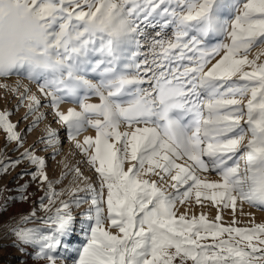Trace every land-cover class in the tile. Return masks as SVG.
I'll return each mask as SVG.
<instances>
[{
  "label": "snow or ice",
  "instance_id": "snow-or-ice-1",
  "mask_svg": "<svg viewBox=\"0 0 264 264\" xmlns=\"http://www.w3.org/2000/svg\"><path fill=\"white\" fill-rule=\"evenodd\" d=\"M262 46L264 0H0V79H26L50 98L55 122L99 182L87 185L90 197L57 206L62 193L36 142L0 165H35L32 179L48 189L41 205L55 207L43 229L13 227L12 246L38 249L49 264L60 251L73 264H264V224L225 226L220 214L235 213L238 202L264 211ZM254 48L261 51L250 59ZM0 88L29 101L22 119L35 116L32 127L43 119L28 85ZM90 96L99 102L87 103ZM10 115L0 111V130L18 151L24 139ZM58 142L50 127L38 141ZM72 171L74 182L88 180ZM193 198L217 209L214 221L177 215V204ZM88 199L85 239L73 249L70 207Z\"/></svg>",
  "mask_w": 264,
  "mask_h": 264
},
{
  "label": "rangeland",
  "instance_id": "rangeland-1",
  "mask_svg": "<svg viewBox=\"0 0 264 264\" xmlns=\"http://www.w3.org/2000/svg\"><path fill=\"white\" fill-rule=\"evenodd\" d=\"M264 47V46H262ZM261 51V48H254L249 58L251 59L257 52ZM17 80H20L22 85H28L31 88V94L37 95L44 107L39 108L36 116L41 114L43 119L40 120L34 127L32 122L35 116H30L28 119H22L27 112V105L29 101L25 100L23 103L20 101L19 95L13 93L9 89L0 88V111L10 112V121L15 124L20 121L16 131L22 134L24 139V147L18 151H13L15 142H6V133L0 130V165H6L7 161L15 160L24 151V148L29 147L36 142L35 154L43 157L46 161L44 171L47 172L49 179L58 181L54 185L55 190L58 193H62L56 199V205L58 206L60 201H69L84 196H91L88 192L87 185L92 184L97 189L99 188V182L96 180V174L90 167L84 162V157L75 150V144L72 139L69 138L65 127L59 124L60 135L62 143H57L55 147H46L42 143H38L41 137L47 135L48 124L56 123L54 117V110L49 105V97L43 96L37 91V86L34 83H29L28 80L19 77H11L8 79H0V84L6 83L10 88L15 87ZM24 91L23 87L20 89ZM87 103H98V98L90 96ZM246 103V100H245ZM68 107H77L74 104H62ZM50 120V121H48ZM48 121V122H47ZM58 124V123H56ZM25 129H30L25 131ZM124 130L123 126L122 129ZM87 135H94V130H88L82 132L80 137L84 138ZM72 147L75 152L68 159L66 150L64 148ZM43 149V150H42ZM69 161H68V160ZM243 166V165H242ZM80 167L84 172V175L88 177L87 181L81 179L74 182V172L72 169ZM37 171L35 165L28 163L27 161L21 162L19 165L9 167L7 172H0V264H49V262L37 255V250L27 248L24 251H20L13 247L14 236L10 234V230L13 227L20 226L25 228H45L42 221L45 215H49L55 212V207L49 205V201L44 199L43 206L41 205V198L45 196L47 192V184H41L39 176L33 180L31 173ZM20 173H26L21 176ZM210 180H218L219 177L214 173L206 174ZM22 186H26L25 188ZM78 189H84L79 191ZM171 191V189H169ZM28 195V199H22V195ZM5 204L7 205L5 207ZM91 199L81 204L79 207L71 205L70 211L75 218V231L71 239V248L81 247L82 241L85 239V234L82 231L84 227L85 217L82 215L90 206ZM207 204V202H206ZM51 207V212L46 213L45 208ZM32 212H35V216L28 222L23 223L22 218L29 216ZM217 209L212 206L201 207L195 203L194 198L184 205L177 204V215L186 214L189 218L191 216H199L201 213L207 215L209 220L214 221ZM220 214L222 215V221L225 226L231 225L233 220L236 221L234 226L241 228H250L256 224H264V211L251 208L247 204H237L235 213L231 208H221ZM56 256L57 264H73L72 257L70 256L67 261L64 260V252L60 251L54 253ZM75 253H73V256ZM190 264V262H189Z\"/></svg>",
  "mask_w": 264,
  "mask_h": 264
},
{
  "label": "bare ground",
  "instance_id": "bare-ground-1",
  "mask_svg": "<svg viewBox=\"0 0 264 264\" xmlns=\"http://www.w3.org/2000/svg\"><path fill=\"white\" fill-rule=\"evenodd\" d=\"M60 107H61V110H62V111L67 109L65 105H61ZM48 121H50V120H48ZM48 121H47V122H48ZM48 125H49L50 128L55 129V130L57 131V133L59 134V139H60V141H61L62 138H61V135H60L59 124L51 123V124H48ZM77 139L82 141V138H81L80 136L77 137ZM74 144H75V141H74ZM74 148H75V147H74ZM64 150H66L65 153H67V157H68V159H69V158L73 155V153L75 152L74 150H72V147H71V148H68V146H67L66 148H64ZM75 150H77V149L75 148ZM68 159H67V160H68ZM68 161H69V160H68ZM96 180H97V179H96Z\"/></svg>",
  "mask_w": 264,
  "mask_h": 264
}]
</instances>
